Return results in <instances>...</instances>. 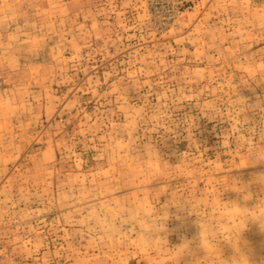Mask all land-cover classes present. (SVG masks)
Returning a JSON list of instances; mask_svg holds the SVG:
<instances>
[{
  "label": "rangeland",
  "instance_id": "374dc122",
  "mask_svg": "<svg viewBox=\"0 0 264 264\" xmlns=\"http://www.w3.org/2000/svg\"><path fill=\"white\" fill-rule=\"evenodd\" d=\"M261 154L264 0H0V264H264Z\"/></svg>",
  "mask_w": 264,
  "mask_h": 264
},
{
  "label": "crops",
  "instance_id": "0c3cea01",
  "mask_svg": "<svg viewBox=\"0 0 264 264\" xmlns=\"http://www.w3.org/2000/svg\"><path fill=\"white\" fill-rule=\"evenodd\" d=\"M193 230L194 229H191V231ZM197 232H199V230ZM183 237L184 235H182L180 238L181 244H185L182 246H180L177 243L179 239L174 240L173 238H170V241L168 242V244L166 243L167 245L165 244L164 246H162V249H161L162 255L159 256V259L160 260L168 259L172 255V253L178 254L177 252L183 248L181 251H179V253L180 252L182 253L181 254L182 259L180 260L179 263L177 262L176 264H196V244L207 243L206 241H209L210 245H213L211 243V239L209 238H204V237L201 238V236L196 238V235H192V237H184V238ZM189 247H191V251L190 253H187L185 249ZM168 251H170L169 254H168ZM184 257H188V259Z\"/></svg>",
  "mask_w": 264,
  "mask_h": 264
},
{
  "label": "clouds",
  "instance_id": "9594fccd",
  "mask_svg": "<svg viewBox=\"0 0 264 264\" xmlns=\"http://www.w3.org/2000/svg\"><path fill=\"white\" fill-rule=\"evenodd\" d=\"M260 162H264V154L257 155L250 160V164L253 166H255L256 164H258ZM254 182L260 184L261 186H264V172L258 173L254 178ZM246 192H249L248 186L246 188ZM245 194L246 193H244V195H243L244 200H245V198H244ZM245 201H247V200H245ZM259 207H260V201H258L257 204L252 208H248V207H241V208L242 209H248L249 212L254 213V215L249 216L248 222H252V223L256 224L257 227L261 231H264V213L260 212Z\"/></svg>",
  "mask_w": 264,
  "mask_h": 264
}]
</instances>
